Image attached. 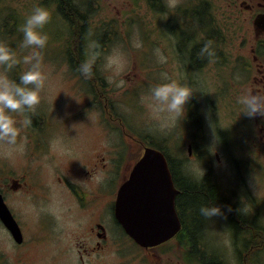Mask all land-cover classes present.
<instances>
[{"label":"flooded vegetation","instance_id":"af4514ba","mask_svg":"<svg viewBox=\"0 0 264 264\" xmlns=\"http://www.w3.org/2000/svg\"><path fill=\"white\" fill-rule=\"evenodd\" d=\"M221 1L230 20L238 22L241 15L251 14L243 20L245 28L257 15L264 16V0ZM164 11L165 28L176 38L165 39L163 46L167 47V54L164 55L167 63L176 62L182 73L199 72L192 82L188 83L185 79L181 82L195 91L187 105L186 116L181 117L184 129V138H180L182 151L174 153V156L166 153L178 191L175 206L181 228L175 238L164 246L173 241L178 243L177 264H264V117L249 118L241 114L237 103L238 97L246 91L264 94V22L255 30V35H258L255 43L250 41L249 45L245 44L244 57L237 61H246L245 67L238 65L234 72L230 70L227 74L232 89L226 85L218 88L220 68L215 63L218 56L213 36V2H203V5L193 8H166ZM81 21L86 24L82 15ZM207 28L209 35L208 31L205 32ZM209 40L213 42L214 56H201L200 49ZM248 56H252L253 60ZM240 70L244 72V77L238 83L235 79L241 74ZM225 83L222 81V84ZM36 107L30 112L12 113L18 126H21L25 116L32 120L31 125L21 126L17 139V143L24 144V151L20 154L29 165L28 169L24 166L20 173L12 168L2 170L0 193L24 241L16 244L0 220L1 236L16 252H23L15 260L7 245L0 243V264H26L22 260L26 247L43 243L50 246L52 241L57 242V254H63L65 259L69 256L70 262L54 263V257L50 256L46 262L41 263L39 258V262L33 264H105L108 260L110 264H173L165 261L166 252L160 249L164 246L147 249L132 240L121 229L115 214L118 184L128 179L132 166L142 157L146 146H155L154 141L147 142V145L139 138L130 140L136 147L125 177L124 159L117 157L119 153L105 151L101 140L102 120L99 121L96 143L82 149L70 141L66 120L57 119L52 108ZM75 116L80 117L79 114ZM187 130L189 133L186 134ZM162 143L167 146L168 138ZM61 145L63 148H60ZM215 145L218 150L213 155L210 151L215 150ZM133 146L130 148L133 149ZM73 147H77L79 152H74ZM219 169L224 176L230 171L235 174L233 180L226 182L228 189L224 188V179L220 174L218 179L215 178L214 173ZM42 170L48 173L41 175ZM243 170L254 172L262 180L257 209L251 207L244 210L238 203H243L242 199L248 195ZM38 173L40 176L35 180L34 176ZM121 174L123 178L119 182ZM204 180L214 186L220 201L228 210L231 208L229 211L234 216L232 219L226 214L205 217L199 231L193 232L191 213L183 203V183ZM114 183L115 189L112 188ZM63 196L67 202L62 204L64 217L71 225L70 234L73 236L67 244H62L64 228H60V221L54 212L48 210L50 206L55 209L53 201ZM255 200H252L253 204ZM25 202L36 208L33 218L29 217L30 211L25 209Z\"/></svg>","mask_w":264,"mask_h":264},{"label":"rangeland","instance_id":"374dc122","mask_svg":"<svg viewBox=\"0 0 264 264\" xmlns=\"http://www.w3.org/2000/svg\"><path fill=\"white\" fill-rule=\"evenodd\" d=\"M169 1L171 3L175 2V0H169ZM201 1H205L207 3L208 2L211 3L215 1V8L217 11L215 18L216 19L218 18V22L221 23V25L226 30L225 34L227 36V41H226L227 46H233V44L237 42L240 43L242 34H246V33L245 31H242L237 25L232 24L230 20L228 22L226 21L223 10V1L217 0V3L216 0H201ZM75 3L80 6L82 4L81 2H79V0H76ZM158 3H160L159 0H95L93 1L94 6H92L93 9L89 13L90 20H93V25H95L96 22L98 25H103L109 22L111 23V20L116 19L120 22L119 25H121L120 29L122 33L119 35L118 38L109 37L108 39L106 38L104 41H102L99 40L98 36L96 35V31L93 32L91 28L84 40L85 41L84 50H85V59H86L88 44L91 41L98 42L99 44L98 51L100 52V55L97 57L96 61L98 63L99 62L101 63V65L100 64L97 65V67L101 70L102 73L101 83L103 82L104 85L106 86L105 90H108V92L105 91V93H108V97H110L109 101L111 105L112 104L113 106L115 105L119 113L122 109V112L120 113V118H122L123 120L124 118L126 119L123 122V124H120V122L118 121L116 122L107 121L108 126L106 125V129L111 130V129H115L119 125H122V127L129 128L134 132V129L133 127H131L128 120L130 119V121L135 124L136 126L135 130H137L140 133L138 135L141 137H152L154 139L156 138L161 139L160 137H162V135H165L162 133L165 132L166 134H168L169 137V142H168L169 153L173 155L174 153H180L182 151L180 148L179 135L177 132L176 118L167 111L156 110L153 108L152 102L150 100V89L148 91L147 90L143 91L139 96H135L134 93L141 90L142 89L141 86L137 87L134 90V93H130L128 91V89L131 88L132 86L130 82L132 78H134L133 75L135 73H140L139 65L134 64V62L138 63L136 57L148 56L146 55V53L148 52V39H149L148 30L150 33L151 26L154 25L155 23L158 24L161 21L160 16H157L155 18V21H154V17L152 16L154 9L158 8V6H160L161 4ZM173 5L176 7V4ZM36 6H43V7L50 6V2L49 0H0V41L6 43L11 49H13L16 52V56L18 60V63L14 65L12 69L7 70V77L11 80L18 81L19 76L22 74L23 71L27 69L28 65H26L23 62V56L28 54V49H24L20 47L19 42L10 38V32H9V30L11 31L10 25H12L13 30L20 31L19 28L20 25L23 23L24 18ZM50 12L52 11L50 10ZM52 13H54L55 15L54 20H52L51 22L49 21L43 28V31L47 33L49 39L46 46L43 49H41V53H42L41 70L45 77V83H44V87L41 89L40 92V96L42 99L40 100V103L37 105L36 108L48 110L52 106L55 108L57 107L58 110L56 109V111L63 116V118L60 119L67 121L69 119L70 127L68 129L69 130L68 137L69 134L73 132L72 139L76 142V145L78 147L86 149L87 147L91 146L93 143L94 144L96 143L97 141L96 139H98L97 137L98 128L95 126V124L93 125L89 122L86 123V125H88V127L86 128L83 126L85 125V121L75 120L76 118L74 116V112H72L74 108H72L71 105H76L77 103L70 102L68 104L67 102H64V98L59 92L60 87L58 83L61 81V79H59L60 74L59 73L56 74L54 70L55 68H59L57 72L61 73L64 71L62 67H63V62L65 61H62L61 56L64 51L63 49L64 44L66 45V43L70 42L72 39V30L70 24L67 23L63 15H59L58 13L56 14L55 12ZM248 17H251V14L247 13L241 15V19L244 21ZM6 19L8 22L7 32L5 31L3 26V23L4 21H6ZM15 21L18 22L16 25H14ZM127 27H129V29H127ZM249 27L250 26L248 24L247 28L249 29ZM19 37L22 38L21 32H18V34L16 33L13 35L14 39H17ZM152 40L158 46L156 49H159L163 53L162 49L165 42L163 41V39L160 38V35L153 36ZM137 43L140 44L139 47L136 46ZM16 44H18V48H15ZM56 54L58 56H56ZM114 54L119 55L121 59V67L119 72H114L111 69H107L105 67L107 57ZM153 54L156 55V50L155 53ZM230 57L231 58H226L223 60H215V63L218 68H222L223 70V66H224V72L226 75L227 73H229L230 69L232 72H234L238 65L245 67V63H246V61L243 60L237 62L239 59L243 58L240 54L233 53ZM54 59L59 60L60 63L56 64ZM68 67L70 68V70H72L69 63L67 68ZM0 72H3L1 67H0ZM156 72H154V78L158 75L159 79L158 80L154 79L153 83L155 84V83L163 82L161 75H159L161 72L159 73ZM240 73L241 74H238L235 79V81L238 83L243 81L241 79L244 77L242 76V74H244L242 70H240ZM172 74H177V75H172ZM198 74L199 72L192 73L185 71L184 73H182L179 70L173 69L169 71L168 76L171 79L178 80L181 82L183 81V79H185V81L189 83L195 80L194 76ZM121 80L124 82L123 85L117 87L118 82ZM61 84L63 88L72 87V84L69 85L68 82L64 83L61 81ZM71 92L72 95L75 96L76 94H79L81 90L75 93L71 90ZM126 92L127 95L125 97ZM130 106L132 107L133 110L131 109ZM90 113H91L90 109H87L85 111L86 116H89ZM80 117L84 119V112L80 114ZM77 136L79 137L76 139ZM101 140L103 141V143H105L106 151L110 150V147L112 145H115L113 141L109 140L107 134L105 139H104V135H102ZM21 142L24 143V141ZM17 145L18 147L13 149L3 144V142H0V173L2 172V170L4 169L6 170L8 168H12V170H15L16 172L20 173L24 166H25L24 168H27V165H29L26 164L27 161L25 157L22 158V155L20 154L21 152L24 151V144L17 143ZM135 147L136 146H133V149L131 148L130 155L134 153ZM60 148H63V146L61 145ZM73 150L74 152H79V149L77 147L75 148L73 147ZM9 152H11V155L8 154ZM119 152H121V155H119L120 158L124 157V155L126 154V151L122 146L120 147ZM128 159L129 158H127L126 160V166L129 164ZM228 167L230 168V166ZM219 172L220 169L218 171H215L214 173L215 178L218 179L220 174L221 178L224 179L223 181L224 188L228 189L229 187L226 185V182L233 180L235 174L230 171L227 175L224 176L223 173L221 172L219 173ZM47 173H48L47 170L41 171V175H45ZM39 176L40 175L38 173L37 176H34V179L36 180ZM243 178L246 179L245 184L248 185L247 188L248 195L247 197H244L242 199L243 203L240 202L238 203L244 210L245 209L250 210L251 207L257 209L258 208L257 199L259 198V197L257 198V196L261 195L262 193V190H260V185L262 184V180L256 177L254 172H249L247 170H243ZM121 180H122V176L120 177L119 182H121ZM115 183H117V181ZM115 183L112 185V188L114 189H115ZM56 188L58 187L56 186ZM106 188L107 186L105 187V189ZM65 200H66L65 196L55 198V201H53L54 202L53 205L55 209L53 208V206H50L48 208V210L54 212V216L60 221L61 224L60 228H64V234L62 236V244H67L68 242H71L73 238V236L70 234L71 225L68 219L64 217L65 208H63L62 204H67ZM236 200L240 201L238 198ZM252 200H255L254 204L252 203ZM24 207L26 210L30 211L29 217H32V215L37 211L36 208H34L31 204H28L27 202L24 203ZM0 243L3 245H7L8 252L12 257L15 258V260L18 258V255L23 253V252H19V253L16 252L11 247V244L5 241L4 237L1 236V234H0ZM45 244L46 243H43L37 245L36 247L34 246L26 247L22 260H24L26 264H33L35 262H39V258H40L41 263H43L49 260V257L51 256L54 257L55 259L54 263H64L65 260L70 262L71 258H69V256L67 257V259H65L63 254H57L58 253L56 251L57 242L52 241V243H50V246H44ZM179 248L180 247L178 243L176 244V241H174L173 243L161 249L162 251L166 252L165 261L168 263L177 264L175 260L177 258V253ZM53 254L56 255L52 256ZM170 259L174 261H171ZM110 262H111L110 260L105 261V264H110Z\"/></svg>","mask_w":264,"mask_h":264},{"label":"clouds","instance_id":"9594fccd","mask_svg":"<svg viewBox=\"0 0 264 264\" xmlns=\"http://www.w3.org/2000/svg\"><path fill=\"white\" fill-rule=\"evenodd\" d=\"M50 18L51 13L46 7L36 6L20 25L19 30L22 33L20 47L28 49V54L23 56V62L28 67L19 76L18 81L11 80L6 75V71L12 69L18 63L16 52L6 43L0 41V67L5 69V72H0V142L9 146V148L18 147L17 139L21 132V126L26 127L32 123L31 117L25 116L21 126H18L12 113L33 111L41 100L40 92L45 83V77L41 70V49L46 46L49 39L43 28ZM212 43L209 40L204 44L200 49L201 56H214ZM136 46L139 47L140 44L137 43ZM98 49L99 44L96 41H91L87 46L86 59L77 69L85 77H89L93 73V66L100 55ZM156 55L160 63L166 62L167 58L159 49H156ZM105 67L114 72H119L121 67L119 55L108 56ZM161 78L163 82L155 84L150 89V100L153 108L167 111L175 118L186 116L187 105L193 99L195 91L189 85L171 79L167 73H162ZM123 83L122 80L119 81L117 87L123 85ZM237 103L241 107V114L249 118L264 117V94L246 91L238 97ZM217 150L215 145V150L210 151V153L215 155ZM8 154L11 155V152ZM199 211L206 218L223 215L222 208L216 204L203 205Z\"/></svg>","mask_w":264,"mask_h":264},{"label":"water","instance_id":"95a60500","mask_svg":"<svg viewBox=\"0 0 264 264\" xmlns=\"http://www.w3.org/2000/svg\"><path fill=\"white\" fill-rule=\"evenodd\" d=\"M139 173L144 180L132 179L122 189L118 203V219L129 234L144 246H153L170 239L179 229L177 217L173 214L174 205L167 189H153V180H146V170L166 173L167 165L163 156L149 151L139 165ZM167 186V182L163 183ZM6 206L0 197V215L4 223L19 236L12 217H7Z\"/></svg>","mask_w":264,"mask_h":264},{"label":"trees","instance_id":"16d2710c","mask_svg":"<svg viewBox=\"0 0 264 264\" xmlns=\"http://www.w3.org/2000/svg\"><path fill=\"white\" fill-rule=\"evenodd\" d=\"M74 1L76 0H56V2L59 3L60 9L64 10L65 12H70L71 17L77 18V16L80 14L81 8L80 5L74 3ZM79 2H81V0H79ZM82 6H85L84 2ZM88 8L90 9L89 5ZM77 33H79V31H77ZM183 189V203L191 213V220H193V232L199 231L198 229L202 227L203 221L205 219V217L202 216L199 211L200 207L203 205L210 206L216 204L222 208L223 214L229 215L231 219L234 216L233 213H230V211L220 201V197L218 196L214 186L209 185L206 180L198 183L185 181V183H183Z\"/></svg>","mask_w":264,"mask_h":264},{"label":"bare ground","instance_id":"6f19581e","mask_svg":"<svg viewBox=\"0 0 264 264\" xmlns=\"http://www.w3.org/2000/svg\"><path fill=\"white\" fill-rule=\"evenodd\" d=\"M20 125V124H19ZM100 125V124H99ZM90 127V126H89ZM87 128V127H86ZM95 129V128H94ZM102 129V128H101ZM93 132V131H92ZM99 133V132H98ZM92 135V134H91ZM102 135V134H101ZM87 136V135H86ZM90 136V135H89ZM93 136V135H92ZM97 140V139H96ZM78 141V140H77ZM112 143V142H111ZM94 144V143H93ZM92 144V145H93ZM86 146V145H85ZM87 149V148H86ZM101 150V149H100ZM111 159H114V158H111ZM65 160V159H64ZM81 164V163H80ZM108 164V163H107ZM111 166V165H110ZM112 167H114V166H112ZM107 168V167H106ZM87 230V229H86ZM76 237V236H75Z\"/></svg>","mask_w":264,"mask_h":264}]
</instances>
